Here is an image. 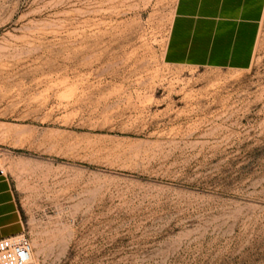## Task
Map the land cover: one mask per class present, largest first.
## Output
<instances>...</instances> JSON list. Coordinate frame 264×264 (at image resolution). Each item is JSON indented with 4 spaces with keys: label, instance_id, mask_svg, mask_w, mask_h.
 <instances>
[{
    "label": "rangeland",
    "instance_id": "374dc122",
    "mask_svg": "<svg viewBox=\"0 0 264 264\" xmlns=\"http://www.w3.org/2000/svg\"><path fill=\"white\" fill-rule=\"evenodd\" d=\"M176 2L0 0L27 264H264V12L249 67L170 64Z\"/></svg>",
    "mask_w": 264,
    "mask_h": 264
},
{
    "label": "crops",
    "instance_id": "0c3cea01",
    "mask_svg": "<svg viewBox=\"0 0 264 264\" xmlns=\"http://www.w3.org/2000/svg\"><path fill=\"white\" fill-rule=\"evenodd\" d=\"M264 12V0H177L164 59L170 64L249 67ZM22 225L6 179L0 177V238Z\"/></svg>",
    "mask_w": 264,
    "mask_h": 264
},
{
    "label": "built area",
    "instance_id": "2783aa9c",
    "mask_svg": "<svg viewBox=\"0 0 264 264\" xmlns=\"http://www.w3.org/2000/svg\"><path fill=\"white\" fill-rule=\"evenodd\" d=\"M30 257L31 244L24 234L0 238V264H27Z\"/></svg>",
    "mask_w": 264,
    "mask_h": 264
},
{
    "label": "bare ground",
    "instance_id": "6f19581e",
    "mask_svg": "<svg viewBox=\"0 0 264 264\" xmlns=\"http://www.w3.org/2000/svg\"><path fill=\"white\" fill-rule=\"evenodd\" d=\"M35 245V244H34ZM37 256H38V254H37ZM32 258H33V255H32V253H31V257H30V260L29 261H32Z\"/></svg>",
    "mask_w": 264,
    "mask_h": 264
}]
</instances>
